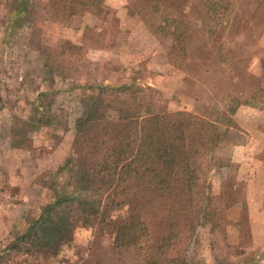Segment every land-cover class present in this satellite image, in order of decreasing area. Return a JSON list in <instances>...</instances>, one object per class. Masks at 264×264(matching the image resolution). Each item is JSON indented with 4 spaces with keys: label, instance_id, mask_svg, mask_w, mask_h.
<instances>
[{
    "label": "rangeland",
    "instance_id": "obj_1",
    "mask_svg": "<svg viewBox=\"0 0 264 264\" xmlns=\"http://www.w3.org/2000/svg\"><path fill=\"white\" fill-rule=\"evenodd\" d=\"M0 264H264V0H0Z\"/></svg>",
    "mask_w": 264,
    "mask_h": 264
},
{
    "label": "trees",
    "instance_id": "obj_2",
    "mask_svg": "<svg viewBox=\"0 0 264 264\" xmlns=\"http://www.w3.org/2000/svg\"><path fill=\"white\" fill-rule=\"evenodd\" d=\"M99 3H100V0H99ZM90 117L91 116H88V118ZM152 119H155V118H152ZM209 124H210L209 127H214V130L215 128L218 127L215 124H212V123H209ZM201 125H203V123ZM142 126L143 128L140 129L139 145L137 146V149L133 148L132 152L130 153V157H127V155H124L126 154L125 153L126 151L124 150L116 152V155L119 156L118 161L121 162L118 173L119 172L121 173V171L123 173L125 169L130 168L131 165L135 163L137 159H139V161H142V160L147 161L148 159L152 160L153 163L155 162L154 165H152L153 168L151 167L150 169V167H146L145 170L147 171V173H144V175L146 176V174H148L147 176H149L150 174V176H153L152 179H150L152 181H149V182H152V186H154L156 189L166 190L170 187L172 183H175L176 181L180 179L181 176L176 177L174 170L177 166L178 167L181 165L185 166V164H187L186 161L188 159V153L191 150L187 151L185 141L182 139V136L173 137V138L171 137L173 132H169L170 127L171 128L172 126L180 127V125H176L175 122H170V124L164 123L163 126H161L160 129L157 131H152V130L148 131V133H146V137H144L145 133H143V131L144 132L146 131V125L143 124ZM174 132H177V131H174ZM192 151L194 150L192 149ZM195 153L199 154L198 151H195ZM188 173H192V170L189 168V171H187L184 168V174H186L187 176ZM175 177L179 179L175 181L174 180ZM183 182L184 181L180 183L182 184ZM175 187H177L176 184H173L172 187L170 188H175ZM124 229H125V226H120L119 228H117L116 239L118 240L121 239V235Z\"/></svg>",
    "mask_w": 264,
    "mask_h": 264
}]
</instances>
